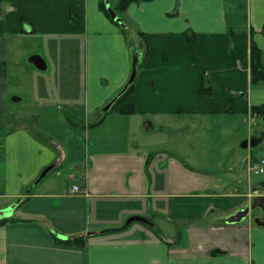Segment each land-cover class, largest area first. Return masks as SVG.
Listing matches in <instances>:
<instances>
[{
    "label": "crops",
    "instance_id": "crops-1",
    "mask_svg": "<svg viewBox=\"0 0 264 264\" xmlns=\"http://www.w3.org/2000/svg\"><path fill=\"white\" fill-rule=\"evenodd\" d=\"M109 14L100 0H0V210L16 204L0 217L13 218L0 225V264H264V221H224L264 191L252 174L264 172L249 163L264 135L249 126L226 140L223 162L204 140L212 120L248 122L250 107H264V82L252 85L249 67L251 41L264 53V0H150L131 3L124 22ZM129 33L142 54L133 91L113 112L71 124L67 113L97 111L128 80ZM49 62L52 88L37 72ZM13 75L21 92L31 87L36 102L56 105L68 134L94 133L83 159L70 143L34 131L40 112L31 120L14 108L24 97L13 93ZM206 81L212 94L199 93ZM60 92L85 99L77 107L76 96ZM129 105L135 112L122 114ZM233 123L218 137L235 132ZM130 216L151 224L125 225ZM74 236L86 245L56 241Z\"/></svg>",
    "mask_w": 264,
    "mask_h": 264
},
{
    "label": "rangeland",
    "instance_id": "rangeland-1",
    "mask_svg": "<svg viewBox=\"0 0 264 264\" xmlns=\"http://www.w3.org/2000/svg\"><path fill=\"white\" fill-rule=\"evenodd\" d=\"M116 1H119V0H110L109 6L116 5ZM109 6L107 8H109ZM125 12L123 13V17L120 14L118 15L121 18L122 22H124L123 20H127L126 17H125ZM116 14H117V12H116ZM109 15L111 16V14H109ZM237 18L239 19L238 20L239 22H242L243 15L239 14L237 16ZM78 22H80V19H78ZM125 35H126V40H127V34H125ZM49 38H50L49 35H46L43 38V43L45 45H47L49 43V41H50ZM63 39H61V40H63ZM128 40L131 41V44H132V45L130 44V46L128 44L129 51H130V56H131V62H132L133 50H134L135 47L138 46V42H136V39H134L133 35H131L130 33L128 34ZM39 41H41L40 38H39ZM29 49L30 48H28V50ZM15 65H16V63H15V60H14V63L10 65V70ZM49 65H50V69H48L47 71H43L42 72V71H38L37 70V72H39L38 74H40L41 76L45 77V79H46L45 83L49 86V88H52V83L55 80V74H54L52 63L49 62ZM117 65H118L117 62H114V63H110V66H108V67H112L113 68V67H115ZM25 66H28L29 70L32 69V66L29 65L28 63H26ZM116 68L117 67H115V69ZM118 76H119V74H118ZM105 78H107V77H105ZM205 84H206V86L211 88L210 87V82L206 81ZM20 88H21V86L17 83V80L15 79V76L13 75V93L15 95H18V96L22 95L24 97V101L22 102V104L15 103V104H13V106L17 110L23 109V110L29 111V113L28 112L26 113V116H30L31 115L30 116L31 120L34 117L36 118V116L39 117V119H37L38 120L37 127H35L34 131L42 132L45 135H48L50 137H55L56 139L61 140V141L64 140V143H66V142L70 143V146L68 145L70 151L76 150V153L78 154L76 160L83 159V157L86 154V147H89L88 144H87V140L86 139L87 138H92L93 139V134L94 133L90 134V132L88 131L87 133H85V135L84 134L80 135V133L78 131H75V129L72 128V131H69L70 134H68L69 124H68V122L66 123V120L63 119L61 114H58L56 112V110L54 109L56 107V105L55 106H46L44 104H39V102H36V99L34 98L35 92H32L31 87L29 88V92H25V94L23 93L24 91L21 92ZM118 91L111 97V99L118 93ZM208 92H210L212 94V88ZM60 93H63V94H66V95L71 94L73 96H76V99L78 101L77 107H78V105L81 106V102L84 101V99H85V92H60ZM47 95L50 98H52L53 95H54V92H48ZM110 100H108L107 102H109ZM106 104H104L101 108H99L95 112L91 111L90 109H86L84 111L85 113L79 112V111H74V112L67 113V115L71 116V119L73 121H76V123L78 124V127H79V126H81V124H83V122H84L83 120L91 121V120L97 119L99 117V115L101 114V112H102V108ZM36 112H40V113L35 116ZM250 113H251V116L253 117V119L252 120H248V122L247 121H242L241 122L240 119H236L235 120L236 122H235V121H233L231 119V117L227 116V117H222L221 119L216 120V121H213V120L211 121V123L217 124V125H214V128L211 130V133L208 132L207 130H204V134H205V139L204 140L205 141L213 140V142H215L218 145V150H220L219 151L220 152L219 153V160L222 159V162H223V159L225 160L226 157H227V154H225L226 151L224 150V145L226 144V140H228L231 143V145H232V143L234 141V136L239 135V133L242 132L243 129H245V128L248 129V127L250 126V128L252 129L253 136L261 137L260 135H264L263 134L264 133V117H262V118L256 117V114L253 113L251 107H250ZM32 114H33V116H32ZM202 120H205V119H202ZM206 121H208V120H206ZM250 121L252 122V124H251ZM19 122H21L20 119H19ZM232 122H234L233 126L236 128V131L233 132L232 134H228L227 133L226 136L221 135V136L218 137V133L223 132V130H224L223 127H225L224 125L227 124V123H232ZM78 134L80 135L79 139H77ZM214 134H215V136H214ZM110 135L111 134L109 132L107 134L106 133H102L101 134V138L102 137H108ZM141 137L144 138V139L147 138L146 135H141ZM192 137L193 136H189V138L187 140H190ZM240 142H241V140L238 137L237 140H236V144L235 145L237 147L236 151H238L239 153L242 152V150H243L241 147L238 148L239 147L238 143H240ZM91 149H93V146L91 147ZM253 150H254L253 154L257 157V158H255L257 160L251 158L252 161L249 162V163L251 165H253V163H256V162L261 163L260 161H264V141L262 142L261 145H259L258 147L254 148ZM196 152H198V151L191 149L190 154H193V153H196ZM217 152L218 151H211L210 154H209V157H212L213 154H217ZM198 153H201V152H198ZM228 154L233 155V154H236V153L233 152V151H230ZM243 154H245V153H243ZM215 162H216V160H212V161H209L207 163L214 164ZM252 174H253V177H254V179L256 181H259L260 179H264V174H261V175H256L254 173H252ZM256 184L260 185V182H257ZM247 206H250V201L245 207H247ZM254 216H253V218H254ZM249 217H252V215L249 214ZM135 224H139L140 225V223H135Z\"/></svg>",
    "mask_w": 264,
    "mask_h": 264
},
{
    "label": "trees",
    "instance_id": "trees-1",
    "mask_svg": "<svg viewBox=\"0 0 264 264\" xmlns=\"http://www.w3.org/2000/svg\"><path fill=\"white\" fill-rule=\"evenodd\" d=\"M106 0H100V7L104 10L107 11L109 14L107 8H106ZM142 1H150V0H119L117 5L114 8L115 12H117V15H121L123 17V13L126 11L128 6L133 3V2H142ZM78 22V20H75ZM125 33V31H124ZM127 34V33H126ZM250 71H251V83L254 86H257L261 83L264 82V53L263 51L258 47V45L255 42L251 41L250 44V63H249ZM246 68L248 67L247 65L245 66ZM134 83L131 84L127 91L121 95L116 103L113 105L112 109L109 112H105L104 114H108L113 112L118 106H120L126 97L133 91ZM206 87V86H205ZM207 88V87H206ZM211 88L205 89L201 88L199 91L200 94L203 92H208L210 91ZM209 94H211L209 92ZM253 113H261L264 114V107L263 106H253L252 108ZM120 112L122 114H133L135 112L134 108L132 106H124L120 109ZM71 124L75 125L78 127V124L76 121H73L71 118L67 119ZM103 123V118L97 121L89 122L90 127H97L100 124ZM13 220V218L8 217V218H2L0 219V225L4 224L6 222H9ZM57 242L63 243V244H68V245H74V246H84L86 245V239L84 236H74L70 237L69 239H56Z\"/></svg>",
    "mask_w": 264,
    "mask_h": 264
},
{
    "label": "water",
    "instance_id": "water-1",
    "mask_svg": "<svg viewBox=\"0 0 264 264\" xmlns=\"http://www.w3.org/2000/svg\"><path fill=\"white\" fill-rule=\"evenodd\" d=\"M106 4L107 7L109 6V1L106 0ZM108 11L111 14V17L116 20L117 22H121V18L116 14L115 10L109 6V8H107ZM141 57L142 54L140 51L134 49L133 50V55H132V67H131V71H130V75L128 80L126 81V83L124 84V86L118 91V93L109 101L107 102V104L103 107V111L104 112H108L112 109L113 105L116 103L117 99L123 95L128 87L134 83L135 78H136V73H137V69L138 66L140 64L141 61ZM37 58V57H34ZM33 58V59H34ZM38 67L45 69L46 66L42 67L40 65H38ZM146 123H150L148 120L146 121ZM148 124L144 123V128H146ZM147 129V128H146ZM257 143L256 139L253 138L251 145L254 146ZM245 147L248 146V142H245L243 144ZM48 170H45L42 173V177H44L46 175ZM16 204H13L11 207L6 208L4 210H0V217H4L7 213H9L12 209H14ZM256 208H261L264 211V191H258L257 193H254L253 198L251 199L250 202V206H247L245 208H242L240 210H238L236 213L232 214L231 216H229L228 218L224 219L225 223L227 224H237V223H241L245 220H247V218L249 217L250 211ZM132 221H140V222H144L147 224H151L150 220H148L145 217H141V216H130L126 222L125 225L130 224ZM106 230H102V231H89L87 233V235L91 236V235H96V234H102L105 233Z\"/></svg>",
    "mask_w": 264,
    "mask_h": 264
},
{
    "label": "built area",
    "instance_id": "built-area-1",
    "mask_svg": "<svg viewBox=\"0 0 264 264\" xmlns=\"http://www.w3.org/2000/svg\"><path fill=\"white\" fill-rule=\"evenodd\" d=\"M261 163H263V161ZM251 169L253 171H255V173H263L264 172V167L262 165L260 166L259 162L253 163V165H251ZM70 191H71V193H81L82 188L79 185H72Z\"/></svg>",
    "mask_w": 264,
    "mask_h": 264
},
{
    "label": "flooded vegetation",
    "instance_id": "flooded-vegetation-1",
    "mask_svg": "<svg viewBox=\"0 0 264 264\" xmlns=\"http://www.w3.org/2000/svg\"><path fill=\"white\" fill-rule=\"evenodd\" d=\"M257 209V208H256ZM253 209L250 211V214L252 215V217L254 216V220H259L262 219V221H264V211L258 212L259 210L257 209Z\"/></svg>",
    "mask_w": 264,
    "mask_h": 264
}]
</instances>
